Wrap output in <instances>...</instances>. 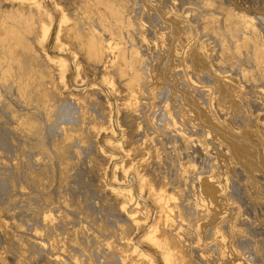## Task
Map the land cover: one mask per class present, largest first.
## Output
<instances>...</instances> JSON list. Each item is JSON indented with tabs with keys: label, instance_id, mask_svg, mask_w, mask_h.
<instances>
[{
	"label": "bare ground",
	"instance_id": "bare-ground-1",
	"mask_svg": "<svg viewBox=\"0 0 264 264\" xmlns=\"http://www.w3.org/2000/svg\"><path fill=\"white\" fill-rule=\"evenodd\" d=\"M53 39L59 55L50 56ZM71 60L77 77L123 89L124 103L115 114L105 101V126L84 151L63 129L54 178L86 154L90 184L127 212L132 230L152 218L132 195L146 187L159 212L147 239L165 264H264V0H0L1 111L37 135L41 116L63 109ZM97 95L88 97L94 123ZM105 135L110 150L98 153ZM156 155L175 164L168 175ZM51 222L45 215L43 228ZM130 235L118 240L121 263L153 264Z\"/></svg>",
	"mask_w": 264,
	"mask_h": 264
},
{
	"label": "rangeland",
	"instance_id": "rangeland-1",
	"mask_svg": "<svg viewBox=\"0 0 264 264\" xmlns=\"http://www.w3.org/2000/svg\"><path fill=\"white\" fill-rule=\"evenodd\" d=\"M53 46L54 39L49 55H59L55 53ZM70 67L72 71L65 91L68 97L63 100V109L57 119L41 116L40 121L36 122L39 126L37 135L21 127L20 120L15 122L7 115V110H0V261L3 264H30L35 258L51 257L60 264H122L117 250L118 240L130 233L131 243L138 251L148 255L153 264H165L160 250L147 239L149 229L159 212L154 201L147 197L146 187L140 192V188L136 186L132 195L134 198L142 196L152 218L147 227L132 230L127 212H119V206L110 195L100 199L95 187L97 183L94 186L90 184L89 170L92 166L86 154L75 155L71 162L61 168L63 175L65 174L63 181L54 178L56 163L52 148L63 129L66 143L77 141V149L84 151L95 139L90 133L104 125L101 107L104 105V112L107 111L105 105L108 102L111 104L110 109L116 114L117 108L122 109L124 103L123 89L111 91L99 81L77 77L73 60L70 61ZM95 90L98 92L96 98L100 116L97 123L93 121L96 118L88 100L90 92L96 93ZM51 112H54V108H51ZM123 127L126 129V126ZM69 132L74 136L69 137ZM108 136H102L96 144L98 153L99 146L110 150L105 143ZM143 140L144 138L141 141ZM141 148L142 146L136 149ZM113 152L122 156L121 151ZM145 152H148L147 149ZM181 153L183 152L179 155ZM156 156L162 160L157 165L156 160L150 159L152 166L157 165L161 172L168 175L167 166L173 168L175 164L162 155ZM169 158L173 159V156L170 155ZM75 167L79 170L77 176H74ZM102 167H98V174ZM111 177L110 168L109 178ZM96 179L98 190L103 193L98 177ZM129 179L133 180L134 177L130 175ZM105 195L107 194L104 193ZM48 214L53 221L50 230L43 228V218ZM226 237H230L229 234ZM38 238L44 249L36 244ZM6 239L10 241L5 244ZM244 251L259 256L258 248L248 247ZM21 256L25 259L22 257L23 262L19 263ZM201 262L221 264L214 259L208 263Z\"/></svg>",
	"mask_w": 264,
	"mask_h": 264
}]
</instances>
